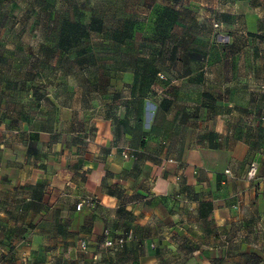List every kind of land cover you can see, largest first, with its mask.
I'll return each mask as SVG.
<instances>
[{"label": "rangeland", "instance_id": "1", "mask_svg": "<svg viewBox=\"0 0 264 264\" xmlns=\"http://www.w3.org/2000/svg\"><path fill=\"white\" fill-rule=\"evenodd\" d=\"M194 1L0 0V117L6 131H22L25 123L38 131H97L95 122L106 117L113 120L115 131H143L139 104L125 99L137 90L127 86L125 81L131 78L125 72L139 70L137 86L141 85L142 95L157 84V78L161 82L156 87L163 89L166 71L157 77L154 69L170 63L173 47L201 49L209 91L224 85L223 94L229 97L234 90L249 92L264 83V77L248 76V63L254 60L264 71V0H219L213 10L200 9ZM94 20L97 30L88 36L75 27L89 26ZM62 39L69 44L62 47ZM248 48L259 49L261 55L240 53ZM184 59L177 57L178 63ZM259 121L264 124V110ZM229 132L240 139L253 135V131ZM58 136L50 145L61 142L65 149L43 151L39 137L32 138L33 168L44 166L43 156L61 153L59 162L74 181L76 133ZM116 138L120 146L118 133ZM86 140L90 143L92 134ZM140 141L141 137L136 143ZM119 149L123 157L124 151L135 155L125 159H137L140 152ZM41 191L35 190L38 201ZM9 195L16 204L1 201L5 211L0 215V264H255L256 254L241 248L242 243H264V233L257 237L253 228L236 225L213 233L210 223L203 232L195 223L186 225L193 204L184 193L175 201L155 200L160 217L149 210L152 199L137 212L133 207L127 210L119 195L115 205L100 207L96 196L85 194L79 202L93 198L96 203L76 217V197L46 216L39 215L40 202L30 209L33 214L19 212L24 194L2 193L4 198ZM203 208L207 211L210 206ZM175 211L177 216L172 214ZM121 237L123 246L106 245L109 238ZM236 243L240 244L235 250ZM235 251H241V257Z\"/></svg>", "mask_w": 264, "mask_h": 264}, {"label": "crops", "instance_id": "2", "mask_svg": "<svg viewBox=\"0 0 264 264\" xmlns=\"http://www.w3.org/2000/svg\"><path fill=\"white\" fill-rule=\"evenodd\" d=\"M194 2L200 9L213 10L219 0ZM243 52L261 55L257 48L240 51ZM181 55L186 59L178 63L177 57ZM203 56L201 49L195 47H173L170 63L154 69L157 77L166 71L163 89L156 87L161 82L157 78V84H152L146 95L140 93L141 85L137 86L139 70L125 72L131 78L125 81L127 86L131 91L137 88L125 99L139 104V113L145 120L141 132L115 131L114 122L108 117L95 122L97 131H60V128L38 131L26 123L22 131H6L0 117V215L5 211L1 201L7 199L16 204L10 195L8 198L2 196L6 192L24 194V201L18 207L24 214H33L30 209L40 202L39 215H51L70 197H76L77 205L80 196L92 194L100 200V207L115 205L119 195L127 210L133 207L137 212L145 210L144 202L152 199V208H147L158 217L161 210L154 206L155 200L163 197L175 201L184 193L193 204L192 209L187 210L186 225L195 223L203 232L210 223L213 233L240 225L245 230L253 228L255 235L260 237L258 235L264 233V142L261 140L264 124L259 120L264 110V96L261 95L264 91L260 94L264 83L250 88L249 92L239 88L229 97L223 94L224 85H220L222 89L219 85L212 86L216 90L209 91ZM260 64L255 60L248 63L249 77L254 75L258 80L264 77ZM238 68L241 75L240 64ZM137 119L139 121L140 117ZM229 131H253V135L240 139ZM2 132L7 136L4 139ZM68 133H76L74 181L67 176V167L59 162L61 153L43 156L44 166L34 170L32 138L39 137V147L43 151L49 147L54 151L60 146L65 149L66 145L61 142L58 146L50 145L49 141L58 135L61 139ZM117 133L121 137L120 146L116 143ZM91 134L92 141L87 143ZM140 137V144H137ZM120 147L139 150L137 159H125ZM252 162L258 163L257 178L248 181L246 173ZM38 188L42 190L40 201L35 196ZM239 199L241 205L235 206ZM206 204L210 206L207 211L203 208ZM89 211L88 207L73 208L76 217ZM60 213L63 215L66 211ZM172 214L177 216V211ZM239 244H234L235 250ZM262 246L264 248V243L259 240L252 244L244 242L241 248L248 247L256 254L255 264H264ZM234 254L241 257L242 252Z\"/></svg>", "mask_w": 264, "mask_h": 264}, {"label": "built area", "instance_id": "3", "mask_svg": "<svg viewBox=\"0 0 264 264\" xmlns=\"http://www.w3.org/2000/svg\"><path fill=\"white\" fill-rule=\"evenodd\" d=\"M219 25L218 24H215V27H218ZM224 38V37H223ZM134 158L135 155L133 153H130L129 151H124V157L126 158ZM170 161H173V160H170ZM257 173H258V163L257 162H252L250 164V167H249V170L247 172V180L248 181H254L256 178H257ZM239 197V195H238ZM241 200H237L235 206H240L241 205ZM96 202L93 198H88V199H83L81 200L78 205H77V209L78 210H81L83 209L85 206H91V205H94ZM125 243V240L123 237L121 238H118V239H112V238H109L106 242V245L111 247V248H118V247H121L123 246V244Z\"/></svg>", "mask_w": 264, "mask_h": 264}, {"label": "trees", "instance_id": "4", "mask_svg": "<svg viewBox=\"0 0 264 264\" xmlns=\"http://www.w3.org/2000/svg\"><path fill=\"white\" fill-rule=\"evenodd\" d=\"M95 22H97V20H94V21H92V23L89 25V26H81L80 24H76V28L77 29H84V31H83V36H88L89 35V32L90 31H95V30H97L96 28H95ZM74 26V25H73ZM69 43H67L66 42V39H62L61 40V43H60V45L62 46V47H64V46H67ZM71 44V43H70ZM71 46V45H70Z\"/></svg>", "mask_w": 264, "mask_h": 264}]
</instances>
